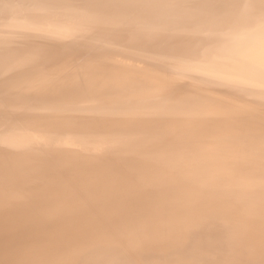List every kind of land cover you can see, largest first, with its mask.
Masks as SVG:
<instances>
[{"label":"bare ground","instance_id":"6f19581e","mask_svg":"<svg viewBox=\"0 0 264 264\" xmlns=\"http://www.w3.org/2000/svg\"><path fill=\"white\" fill-rule=\"evenodd\" d=\"M0 264H264V0H0Z\"/></svg>","mask_w":264,"mask_h":264}]
</instances>
